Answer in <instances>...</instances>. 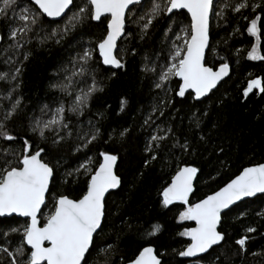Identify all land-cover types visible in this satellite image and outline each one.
I'll return each instance as SVG.
<instances>
[{
    "label": "snow or ice",
    "instance_id": "6c2138e0",
    "mask_svg": "<svg viewBox=\"0 0 264 264\" xmlns=\"http://www.w3.org/2000/svg\"><path fill=\"white\" fill-rule=\"evenodd\" d=\"M180 10H186L190 25H178L174 17L183 15ZM248 12L252 15H247ZM213 18L217 21L244 20L245 31L256 38L264 28V0H81L79 4L75 0H0V21L7 22L9 41L0 55L9 53L4 63L15 65L9 71L0 72V80L9 85L6 91L0 92V264H89L90 257L97 264L102 259L103 264H114L107 259L114 246L106 241L97 244L96 236L104 229L105 195L121 184L120 177L114 172L118 155L99 152L95 158L98 166L93 168L94 157L87 150L101 139L100 128L91 120L84 127L83 121L77 120L73 125L68 119V115L82 116L91 97L101 90L92 67L93 51L98 49L100 59L97 63L124 68L125 64L113 55V49L121 36L132 34L127 30L129 21L136 25L141 39L157 21H162L166 55L162 49L155 53L156 59L150 64L145 57L141 71L153 75V88L163 95L141 127L152 129L144 145V166L148 167L157 159L166 165L175 156L173 150L189 154L194 149L187 138L181 142L175 137L171 127L156 124L153 115L159 112L163 116L164 107L171 104L174 97L184 98L186 93L190 96L194 93L191 98L201 100L228 75V63H221L216 70L206 66L208 52L216 54L211 43ZM86 21H106L105 34L94 48L91 44L88 47L79 45L80 50L62 66V78L50 84L62 96L71 97L70 102L65 105L61 99L55 107L41 106L40 115L28 114L21 106L22 96L14 95L20 88L23 62L30 56L26 46L33 40L40 45L50 41L60 44ZM234 31H240L239 27ZM132 51L135 54V50ZM21 56L22 60L19 59ZM248 59H264V56L258 55L257 46L253 45ZM89 76L91 83L83 79ZM81 84L84 86L79 87ZM253 89L264 92L260 79L249 81L243 95L247 97ZM125 103L121 100V111ZM97 116L102 118L103 114ZM190 119L196 128L200 127L196 113ZM16 122L20 124L19 133L12 131ZM128 132L129 129L124 128L119 136L124 138ZM112 138L109 133L108 141ZM200 139L204 140V137ZM169 140L172 141L170 148L165 143ZM69 143L73 155H82L76 167L65 170V176L76 181L85 177L82 195L77 199L67 195L53 197L52 209L41 224L39 217L42 207L47 206L50 182L55 180L57 168L61 166L60 157L49 156V147L58 151ZM52 160H56L55 166ZM197 172L198 168L194 166L179 168L171 183L163 189L161 203L164 207L173 201L187 205L180 213V219L194 221L195 227L182 233L191 243L178 255L196 257L195 264H201L204 259L201 254L209 253L214 246L222 248L229 242L227 234L218 230L226 210L244 198L264 194V163L245 167L218 191L190 204L188 198ZM65 182L69 181L66 179ZM257 215L264 216V211ZM158 231L156 225L138 235L155 236ZM255 231L250 226L245 229L246 233ZM250 238L244 235L235 239L239 247L233 255L245 254L246 241ZM136 251L138 254L127 264H162L152 246L140 245ZM258 254L252 253L253 256ZM225 259H228L226 255Z\"/></svg>",
    "mask_w": 264,
    "mask_h": 264
},
{
    "label": "trees",
    "instance_id": "16d2710c",
    "mask_svg": "<svg viewBox=\"0 0 264 264\" xmlns=\"http://www.w3.org/2000/svg\"><path fill=\"white\" fill-rule=\"evenodd\" d=\"M75 2L79 4L81 0ZM182 13L183 15L178 14L174 19L178 25H190L188 15ZM246 14L252 15L251 12ZM228 15L231 16V13ZM245 23L244 20L235 18L228 21H217L215 18L211 20V43L216 54L208 52L205 62L206 66L213 69L218 68L221 63H228L230 73L226 80L201 102L194 101L192 95L188 94L184 98L174 97L173 102L164 107L163 116L159 112L153 115L156 124L163 128L171 127L175 137L181 142L187 138L194 149L189 154H183L179 149L173 150L175 156L166 165H162L161 160L157 159L151 161L148 167L144 166V145L152 129L141 127L153 105L158 104L159 97L163 95L153 88V75L141 71L146 62L145 57L150 64L156 59L155 53L162 49L166 55L162 21H157L143 39L137 34L136 25L129 21L127 30L132 34L122 36L115 53L116 58L125 64L124 68L114 71L105 68L101 62L97 63L100 58L97 49H94L92 67L101 90L91 97L82 116L68 115V119L73 125L77 120L83 121L84 127L91 120L100 128L101 139L87 150L94 157L93 168L98 166L95 158L99 152L108 151L118 155L115 172L121 179V186L106 197L104 229L96 236L97 244L106 241L114 246L107 257L114 264H126L129 259H133L138 254L136 250L140 245L152 246L162 264H195L197 259L187 260L178 255L189 244L187 236L182 233L190 229L192 224L187 221L178 222L180 213L187 205L172 202L164 207L161 203L163 189L170 184L179 168L197 167L194 188L188 198L189 203L194 204L219 190L245 167L264 163V92L253 89L247 97L243 95L249 81L260 79L264 84V59H248L254 38L245 31ZM237 27L240 29L238 32L234 31ZM105 29L106 21H86L60 44L50 41L40 45L33 40L26 46L25 50L30 52V56L23 62L19 77L20 88L14 95L22 96L21 106L28 114L35 112L40 115L41 106L47 104L55 107L61 99L65 105L70 102L71 97L62 96L50 84L62 78V66L68 64L71 56L80 50L79 45L88 47L91 44L94 48L95 43L105 34ZM0 35L3 37L0 45L2 51L9 43L5 21H0ZM258 40L259 53L264 56V28H261ZM8 55L10 54L0 55V72L15 67L4 63ZM19 59L22 60L23 57ZM83 79L91 83L90 76ZM8 87L4 80H0V92L6 91ZM121 100L126 101L123 111ZM98 113L103 114L102 118L97 116ZM193 113L200 118L199 128L190 119ZM124 128H128L129 132L121 138L119 133ZM20 130V124L16 122L12 131L19 133ZM109 133L113 136L111 141H108ZM201 136L204 140L200 139ZM165 143L170 148L172 141ZM81 155L82 153L72 154L71 143L62 145L58 151L49 147V156L60 157L61 166L57 168L55 180L51 182L47 206L42 208L39 217L41 224L52 209L53 197L67 195L77 199L82 195L85 177L81 176L76 181L65 176V170L76 167ZM51 163L55 166L56 160ZM66 179L68 183L65 182ZM262 211L264 196L244 201L225 212L219 230L227 234L229 242L222 248L217 246L203 255L201 264H264V216L257 215ZM242 212L243 216L240 215ZM156 225L159 226V231L155 236L138 235ZM249 226L256 231L246 233L245 229ZM244 235L251 237L246 241L247 252L240 256L233 255L234 250L239 247L235 244V239ZM253 252L259 254L253 256ZM89 264L97 262L90 257ZM99 264H103V259Z\"/></svg>",
    "mask_w": 264,
    "mask_h": 264
},
{
    "label": "water",
    "instance_id": "95a60500",
    "mask_svg": "<svg viewBox=\"0 0 264 264\" xmlns=\"http://www.w3.org/2000/svg\"><path fill=\"white\" fill-rule=\"evenodd\" d=\"M181 12H184V13H186L187 14V12H186V10H180ZM188 15V14H187ZM189 17V20H190V16H188ZM47 19V18H46ZM102 19H103V17H102ZM95 23H98V22H95ZM1 36V35H0ZM121 38H122V36L117 40V42H116V47L113 49V55L116 57V55H115V53H116V49H117V45H118V43H119V41L121 40ZM0 45H1V39H0ZM97 52H98V49H97ZM98 56H99V52H98ZM102 63V62H101ZM103 65V64H102ZM105 68H109V69H112V70H114V71H116V70H118L117 68H113V67H111V66H105V65H103ZM216 69H218V68H216ZM216 69H214V70H216ZM229 73H230V70H228V75H229ZM228 75L227 76H225L218 84H217V86H216V88H214L206 97H202L201 98V100H199V101H197V100H194V101H196V102H201L202 100H204L205 98H207L213 91H215L219 86H220V84H222L225 80H226V78L228 77ZM189 93H191V90H189ZM186 95H187V93H186ZM191 95L192 96H194V93H191ZM179 98H181V97H179ZM256 166V165H255ZM252 167V166H251ZM115 170H116V166L114 167V172H115ZM115 174H116V172H115ZM176 174V173H175ZM239 175V174H238ZM197 176V175H196ZM196 176L195 177H193V188H194V183H195V180H196ZM235 178V177H234ZM233 178V179H234ZM172 180V179H171ZM170 183H171V181H170ZM227 184V183H226ZM225 184V185H226ZM50 185H51V182H50ZM120 186H121V184H120ZM120 186L117 188V189H113V190H110L108 193H106V195H105V199H106V197L110 194V193H113V192H115V191H117V190H119V188H120ZM218 191V190H217ZM192 193V192H191ZM191 193L189 194V196L191 195ZM47 195H48V193H47ZM211 195V194H210ZM258 196H264V194H257V196H255V197H258ZM255 197H250V198H244L242 201H239V202H237L236 204H234V205H232V206H230V209L231 208H233V207H235L236 205H238V204H240V203H242V202H244V201H247V200H251V199H253V198H255ZM173 202H180V201H173ZM43 208V207H42ZM229 209V210H230ZM228 210H226V212H227ZM187 222L188 223H190V224H192V227L191 228H193V227H195V222L194 221H190V220H187ZM220 226V225H219ZM219 226H218V230H219ZM187 240L189 241V243H191V240H190V238L189 237H187ZM215 247H217V246H214V248ZM211 250V249H210ZM209 250V251H210ZM207 254V253H206ZM202 256L203 255H205V254H201ZM159 258V257H158ZM185 259H187V260H196L197 258L196 257H184ZM127 264V263H126Z\"/></svg>",
    "mask_w": 264,
    "mask_h": 264
},
{
    "label": "rangeland",
    "instance_id": "374dc122",
    "mask_svg": "<svg viewBox=\"0 0 264 264\" xmlns=\"http://www.w3.org/2000/svg\"><path fill=\"white\" fill-rule=\"evenodd\" d=\"M253 38H254V37H253ZM254 45L257 46V54L260 55V53H259V40H258V37L254 38ZM256 60H260V59H256ZM185 221H187V220H181L180 217H179V219H178V222H185ZM185 231H186V230H185ZM185 231H184V232H185ZM184 232H183V233H184Z\"/></svg>",
    "mask_w": 264,
    "mask_h": 264
}]
</instances>
